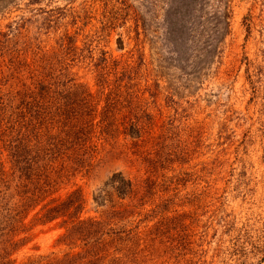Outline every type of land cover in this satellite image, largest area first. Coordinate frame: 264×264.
I'll return each mask as SVG.
<instances>
[{"label": "rangeland", "instance_id": "obj_1", "mask_svg": "<svg viewBox=\"0 0 264 264\" xmlns=\"http://www.w3.org/2000/svg\"><path fill=\"white\" fill-rule=\"evenodd\" d=\"M65 35L86 57L67 77L84 86L80 99L100 101L95 127L85 164L54 178L35 209L19 207L13 177L0 185V241H25L10 260L264 264V0H0L2 77L10 57L48 72ZM101 52L118 71L104 91L92 66ZM116 78L130 88L105 102ZM58 88L53 97L66 98ZM8 141L0 136L4 162ZM114 176L129 194L115 191ZM74 190L84 204L70 236L62 219L37 221L44 204Z\"/></svg>", "mask_w": 264, "mask_h": 264}, {"label": "trees", "instance_id": "obj_2", "mask_svg": "<svg viewBox=\"0 0 264 264\" xmlns=\"http://www.w3.org/2000/svg\"><path fill=\"white\" fill-rule=\"evenodd\" d=\"M63 41L66 45L59 46V50L52 55L54 65L48 72H44L41 65L35 69V61L29 62L25 67L20 66L19 57H10L6 66L8 74L2 77L0 71V117L5 118V125L0 119V136L9 139L4 151H7V160L4 162L0 155V185L5 184L10 176L17 182L19 192V207L22 210L35 209L42 201L53 194L52 188L61 180L70 168L81 167L84 163L83 156L89 149L90 135L95 127L91 121L100 101L94 99H80L79 96L85 94L84 86L73 84V79L67 77L69 68L76 66L79 60L86 57L76 52L74 39L65 35ZM17 50L9 53L15 54ZM91 61L93 53L87 51ZM26 55V54H25ZM24 58L25 59V56ZM94 60V59H93ZM43 60L40 58V63ZM97 73V84L99 90L104 91L110 83L106 80L112 73L117 72V68H109L108 58L104 52L97 59V63L92 65ZM26 69V75L23 74ZM129 67L121 70L120 75L125 76ZM63 79V80H61ZM1 86L7 89L1 91ZM63 88L66 98L56 100L53 95H58L59 88ZM105 102L110 100L119 88L129 90L130 85H120L116 78L114 86H111ZM113 94V95H112ZM49 95V98L46 97ZM73 96L78 99L73 101ZM116 97V96H114ZM57 101V102H56ZM57 104V106H55ZM107 111V110H106ZM111 111V110H110ZM109 113L111 114L112 112ZM99 117L106 118L105 110L99 113ZM132 118H134L132 116ZM103 121V119H101ZM139 120V119H138ZM135 118L129 123L132 129H138ZM90 123V124H89ZM132 123V124H131ZM139 124V123H138ZM100 126V124H97ZM107 126V127H106ZM104 125V128L113 125ZM2 129L4 132L1 133ZM55 131L54 134H49ZM49 134L47 137L46 135ZM45 144L41 147L42 141ZM33 142V143H32ZM35 147L42 153L40 155L29 156V147ZM43 165H39V164ZM5 164L9 165V173L4 171ZM114 176V189L120 195L131 192V184H126L122 178L116 179ZM55 178V179H54ZM56 181H54V180ZM84 201L80 190L68 193L63 199H52L44 204L36 214L38 222L47 224L57 219H62V225L66 228V237L70 236L76 229L74 220L83 207ZM92 220V219H88ZM95 232H98L95 230ZM25 244L24 240L15 241L9 235L4 241H0V264H14L10 260L13 253ZM86 257L83 255L67 254L63 258H38L36 261H27L26 264H89L85 263Z\"/></svg>", "mask_w": 264, "mask_h": 264}]
</instances>
